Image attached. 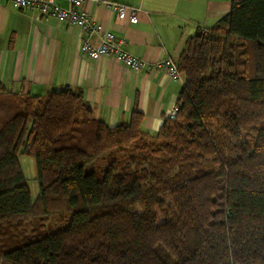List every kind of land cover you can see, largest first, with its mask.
<instances>
[{"label":"trees","instance_id":"trees-1","mask_svg":"<svg viewBox=\"0 0 264 264\" xmlns=\"http://www.w3.org/2000/svg\"><path fill=\"white\" fill-rule=\"evenodd\" d=\"M175 63L178 112L153 136L136 109L107 127L80 89L0 86V264H264V0H231Z\"/></svg>","mask_w":264,"mask_h":264},{"label":"crops","instance_id":"crops-1","mask_svg":"<svg viewBox=\"0 0 264 264\" xmlns=\"http://www.w3.org/2000/svg\"><path fill=\"white\" fill-rule=\"evenodd\" d=\"M136 9V22L88 0L82 9L146 66L132 70L113 57L92 60L80 52L83 34L36 12L0 0V86L42 96L67 86L80 89L95 119L113 128L142 115L141 131L155 135L175 105L183 80L154 65L176 61L185 41L208 31L230 10L231 0H99ZM60 5L66 6L63 1ZM91 43L100 41L97 35Z\"/></svg>","mask_w":264,"mask_h":264},{"label":"built area","instance_id":"built-area-1","mask_svg":"<svg viewBox=\"0 0 264 264\" xmlns=\"http://www.w3.org/2000/svg\"><path fill=\"white\" fill-rule=\"evenodd\" d=\"M13 8L17 11L28 10L36 12L40 17H50L60 23L74 26L83 34L80 45V52L92 59L98 60L104 57H113L123 66L138 70L146 66L145 62L129 55L125 52L121 43L115 40L114 36L105 32L101 25L93 21L89 15L82 9V5L88 0H9ZM63 1L66 6L60 5ZM103 8L113 10L120 20L128 18L131 22H136V9L110 1L93 0ZM97 35L100 39L97 45L91 43L90 37ZM156 68L165 70L167 76L173 80L180 77L175 61L167 58L154 65ZM178 108L174 105L168 112L166 119L175 118Z\"/></svg>","mask_w":264,"mask_h":264},{"label":"rangeland","instance_id":"rangeland-1","mask_svg":"<svg viewBox=\"0 0 264 264\" xmlns=\"http://www.w3.org/2000/svg\"><path fill=\"white\" fill-rule=\"evenodd\" d=\"M17 159H18V163L20 165L23 177L25 179V183H26L30 198L32 202H34L39 194L35 161L31 157L22 156L20 154L17 156ZM135 210L137 213H140V209L136 208ZM38 216L32 219H28L25 222V225H27V223L31 224L32 222L37 221L40 218V216L39 217ZM66 217H67L66 214L60 213V214H56L54 216L47 218L45 221V230H44L45 234H48L49 232H53L57 230L58 228L63 227L65 224L64 220L66 219Z\"/></svg>","mask_w":264,"mask_h":264}]
</instances>
